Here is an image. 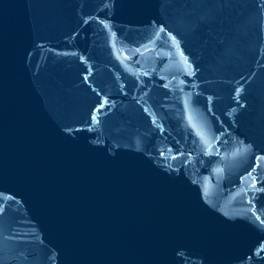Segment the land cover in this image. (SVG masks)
Masks as SVG:
<instances>
[{"label": "water", "instance_id": "1", "mask_svg": "<svg viewBox=\"0 0 264 264\" xmlns=\"http://www.w3.org/2000/svg\"><path fill=\"white\" fill-rule=\"evenodd\" d=\"M0 264H264V0H0Z\"/></svg>", "mask_w": 264, "mask_h": 264}]
</instances>
